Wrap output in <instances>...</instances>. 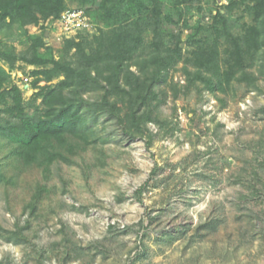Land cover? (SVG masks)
<instances>
[{
  "label": "rangeland",
  "instance_id": "obj_1",
  "mask_svg": "<svg viewBox=\"0 0 264 264\" xmlns=\"http://www.w3.org/2000/svg\"><path fill=\"white\" fill-rule=\"evenodd\" d=\"M46 33L48 44L62 46L55 21ZM22 38L0 36L18 49ZM261 62L259 90L236 85L219 98L192 90L173 99L167 88L158 115L168 124L149 123L151 138L129 139L102 117L107 128L99 134L108 140L77 146L72 163L20 166L0 139V264H264V217L253 219L256 226L247 220L264 206L263 191L247 186L252 171L264 174ZM30 70L10 74L31 79ZM170 73L183 83L181 72ZM5 116L0 103V121ZM38 185L46 191L31 210ZM18 229L23 239L7 237Z\"/></svg>",
  "mask_w": 264,
  "mask_h": 264
},
{
  "label": "trees",
  "instance_id": "obj_2",
  "mask_svg": "<svg viewBox=\"0 0 264 264\" xmlns=\"http://www.w3.org/2000/svg\"><path fill=\"white\" fill-rule=\"evenodd\" d=\"M67 9H82L95 28L78 30L54 48L46 31ZM31 25L39 31L30 32ZM17 31L21 48L0 40V61L7 66L0 65L6 115L0 139L25 167L72 163L77 146L106 143L98 128L106 129V121L129 139L151 138L149 123L159 129L168 124L158 115L167 88L173 99L192 90L219 98L236 85L259 90L257 62L259 73L264 70V0H0V36ZM26 66L31 79L21 89L10 70ZM171 71L181 72L183 83ZM146 183L135 191L138 197ZM247 183L252 194H264L260 170ZM45 191L38 185L27 204L31 210ZM259 215L264 206L248 213L249 224L256 226ZM7 237L24 238L19 229Z\"/></svg>",
  "mask_w": 264,
  "mask_h": 264
},
{
  "label": "built area",
  "instance_id": "obj_3",
  "mask_svg": "<svg viewBox=\"0 0 264 264\" xmlns=\"http://www.w3.org/2000/svg\"><path fill=\"white\" fill-rule=\"evenodd\" d=\"M55 22L60 26L61 35L64 38L75 35L81 29L89 30L90 27L89 18L82 9H67L61 13ZM11 75L12 78L16 77L14 81L19 87L24 86L29 80L27 76H23L19 71H14Z\"/></svg>",
  "mask_w": 264,
  "mask_h": 264
},
{
  "label": "water",
  "instance_id": "obj_4",
  "mask_svg": "<svg viewBox=\"0 0 264 264\" xmlns=\"http://www.w3.org/2000/svg\"><path fill=\"white\" fill-rule=\"evenodd\" d=\"M47 34V33H46Z\"/></svg>",
  "mask_w": 264,
  "mask_h": 264
}]
</instances>
